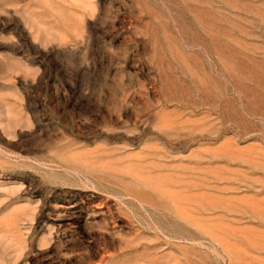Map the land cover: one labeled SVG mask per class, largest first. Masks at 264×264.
I'll return each mask as SVG.
<instances>
[{"label": "rangeland", "instance_id": "rangeland-1", "mask_svg": "<svg viewBox=\"0 0 264 264\" xmlns=\"http://www.w3.org/2000/svg\"><path fill=\"white\" fill-rule=\"evenodd\" d=\"M0 264H264V0H0Z\"/></svg>", "mask_w": 264, "mask_h": 264}]
</instances>
